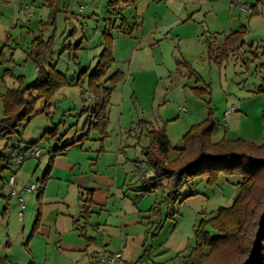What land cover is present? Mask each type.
<instances>
[{
	"label": "rangeland",
	"instance_id": "374dc122",
	"mask_svg": "<svg viewBox=\"0 0 264 264\" xmlns=\"http://www.w3.org/2000/svg\"><path fill=\"white\" fill-rule=\"evenodd\" d=\"M108 1L57 0L49 6L43 0H0V92L17 88L18 78L26 84L36 79L33 51L39 39L49 42L46 60L53 58L52 65L71 83L53 94L48 107L43 99H37V114L18 133L0 137V154L10 164L2 171L6 164L0 161V260L10 264L88 263L81 261L86 256L48 245V223L55 204L47 202L57 198V186L52 181L45 184L46 193L39 199L38 190L20 193L23 208L11 196L7 183L11 174L21 188L32 182L39 185L37 179L48 166L49 147L76 142L68 147L69 157L83 148L82 159L86 158L88 169L98 157L100 167L107 160L113 163L116 157L121 159L118 168L128 173L127 180H121L128 197L108 203L109 212L100 218L119 227L117 217L129 219L137 210L142 224L122 227L121 237L120 230L107 228L106 249L119 248L126 241L125 264H182L196 244V227L214 217L220 207L232 205L240 177L219 174L218 182L208 185L205 177L198 176L179 189L178 199L171 200L161 187L150 188V182L145 183L149 192L136 191L130 186L139 182L142 174L135 166L149 160L144 152L150 145L144 122L164 129L171 145L180 148L190 126L208 117L205 100H209L215 124L213 142L242 138L255 145L263 143L264 94L255 91L264 75L259 48L264 44V0H137L123 9L122 17L128 21L138 18L141 23L143 18L146 32L153 33L137 40L130 38L135 34L119 32V17H110L115 27L107 25ZM21 5H27L29 11L21 12ZM171 21L174 23L167 25ZM106 28L112 42L104 56L105 47L100 44L105 42ZM194 86L207 89L209 96L200 99L192 90ZM108 89L107 122L105 128L97 129L93 126L100 122L98 109L93 106L95 94ZM229 104L237 109L227 116L224 112ZM3 118L0 100V120ZM50 130H54L53 136L46 133ZM43 134L38 144L41 156L27 158L22 168L13 167V156L25 153L28 144ZM26 167L31 168L27 175ZM43 209L48 217L44 224ZM20 213L24 220H20ZM76 224L82 226L84 222ZM86 230L88 236L97 237L93 228Z\"/></svg>",
	"mask_w": 264,
	"mask_h": 264
},
{
	"label": "trees",
	"instance_id": "16d2710c",
	"mask_svg": "<svg viewBox=\"0 0 264 264\" xmlns=\"http://www.w3.org/2000/svg\"><path fill=\"white\" fill-rule=\"evenodd\" d=\"M56 1L43 0L49 6H53ZM134 2L135 0L108 1V25H112L111 16L114 19L119 17L120 32L130 35L131 32L129 33L126 27L127 23L122 17V11L125 7L132 6ZM103 37L105 42L102 45L105 48L102 55L106 56L112 42V36L107 28L103 31ZM34 45L33 58L37 69L36 79L26 84L18 78L20 82L17 88L0 93V100L4 106V118L0 120V137L6 138L8 134L18 133V129L37 114L34 109L37 99H43L45 107H48L51 105L49 100L56 91L71 85L66 75L57 70L56 65H48L47 68L42 65L45 55L50 50L49 42L39 39L38 43H34ZM259 48H261L263 57L261 67L264 70V44L259 45ZM108 59L111 61V58ZM95 74L100 75L97 72ZM192 90L202 100L209 96L208 90L203 87L194 86ZM110 91L111 89H108L107 92L96 91L98 113L95 114L100 122L93 126L97 129L98 127L105 128L104 125L107 122L105 105ZM33 93H36L37 96H34ZM255 93L264 94V75H262ZM205 101L208 106V117L202 122L190 126L182 136L180 148H174L171 145L164 129H156L152 123L144 122L146 136L150 138V145L144 152L149 158L147 163L151 165L153 175L144 178L141 189L149 192L150 188L161 187L163 194L165 190L167 192L166 198L171 200L178 199L179 189L198 176L205 177L208 185L216 184L219 174L240 177V181L236 184L237 195L232 205L228 208L220 207L214 217L201 221L195 229L196 244L185 255L182 264H245L259 228L260 216L264 211V136L261 145H255L242 138H223L218 142H213L211 137L215 124L212 118L211 102ZM262 119L264 130V109ZM46 133L51 136L55 134L54 130ZM43 137H45L44 134L37 141L29 143L24 152L33 147L39 148L38 144ZM75 143L73 141L60 147H49L51 149L49 155L51 153L56 155ZM172 153L173 155H171ZM0 161L6 164L1 169L3 171L9 163L1 154ZM48 173L49 169L39 181L38 199L43 193ZM162 181L165 183L162 184ZM146 182H150V188L145 186ZM84 212L86 215L89 214L87 209ZM37 221L38 217L33 229L37 226ZM209 230L214 231V234H211ZM0 264L10 263L0 260ZM252 264H264V229L258 253Z\"/></svg>",
	"mask_w": 264,
	"mask_h": 264
},
{
	"label": "crops",
	"instance_id": "0c3cea01",
	"mask_svg": "<svg viewBox=\"0 0 264 264\" xmlns=\"http://www.w3.org/2000/svg\"><path fill=\"white\" fill-rule=\"evenodd\" d=\"M136 2L137 0H135L134 4ZM171 17L175 18L174 16ZM137 19L138 18H134L132 21H128L125 18L127 23L126 27L132 30L129 36L135 34L130 38H135L137 40L138 38L146 37L148 33L153 34L151 32L152 30L148 33L146 32V25L144 24L143 18L141 19L142 23L138 21L139 19ZM171 23H174V21H171L167 25H170ZM128 24L131 26H129ZM114 25H116V23L112 21V25H110V27H115ZM123 35L125 36L126 34ZM103 43L104 42H102L100 45H102ZM52 61L53 58L51 59V61L46 60L45 58L42 62V65L47 68L48 65H52ZM77 65L79 64L77 63ZM35 71L37 72L36 68ZM96 104L97 101L95 102V104H93V106L95 107ZM230 106H234L233 113L236 112L237 106L234 104H229L227 106V110ZM94 107L93 109H95ZM227 110L224 112L225 115L228 116L232 114V112L226 114ZM58 142L60 143V139H58ZM53 147H60V145H54ZM15 148L16 147H12V149ZM49 150L51 149L49 148L48 152ZM79 150L80 151H78L77 153H74L73 157H69V148L67 147L66 149L60 151L58 154L56 153V155L54 153H51L48 158V166L45 172L49 169V173L47 179L48 182L46 181V183L48 184L52 181L57 186L55 192V196L57 198L53 201L50 200L47 202L48 204H55L56 209V213L54 209V215L48 223V245H51L50 243H53L54 245H56L57 248L63 250L64 252L80 254L82 257L86 256L85 258H82L81 261L87 260V264H98V262H100V254L109 255L116 252H121L122 261L123 264H125L126 256L123 250V245H127L126 241H124V243L122 242L119 248L108 250L105 247L108 246L109 240L104 239V233L107 232V228L114 227L116 230H120L118 232V236L121 237L123 236L124 231H121L122 227H128L132 224L141 225L142 221L140 220L137 210L132 212L131 215H129V219H127L126 217H117V220H119L120 224L119 227L109 225L108 219L105 218L101 220L100 217L102 216L103 212H109L106 210L108 203L118 198L122 199V197L123 200H125L128 197V194H125L123 190L125 188V183L121 184L122 179L124 180V182L127 180L128 173L119 172L118 167L122 165V161L119 157H116L113 163L111 160H107L106 164L101 167L97 165V163L101 164L102 162L100 161V157H98L99 160H96L98 162L92 164L94 166L90 165L91 167L88 169V165L85 162L86 158L82 159L83 155H85V150H83V148ZM53 155L55 156L53 157ZM129 161L130 159L127 160V162ZM22 167L23 166L21 165L20 168ZM103 167H105V170L107 169L108 171L105 172ZM135 167L137 168V172H140V174H142V177L139 178V182H136L135 180L136 183L133 184L134 186H129L135 187L134 189L136 191H143V189H141L140 184L144 182V178H147L148 174L153 175V171L151 165H149L143 160L141 162H138V165H136ZM129 170H131V168H129ZM28 171H31L30 167H26V172ZM35 171V169L34 171L32 170V173H34ZM27 174H29V172L26 173V175ZM41 179L42 178L37 179V181L39 182ZM18 183L19 181H17V178L14 177L13 188L18 194H13L11 191V196L13 197V199L17 198L19 203L20 193H22L24 187L21 188L20 184ZM46 188L44 185L43 193H46ZM72 199H74L75 202H72ZM85 209L89 211V214H85ZM92 217L96 218L95 221H91ZM47 218L48 217L46 216V213L43 209V216L41 218L42 224H44ZM20 220H24L23 214L22 217H20ZM81 220H83L84 225L79 226V224H76L80 223ZM88 227L93 228L95 234H97V237L88 236V232L86 230ZM95 248L96 250H94Z\"/></svg>",
	"mask_w": 264,
	"mask_h": 264
},
{
	"label": "built area",
	"instance_id": "2783aa9c",
	"mask_svg": "<svg viewBox=\"0 0 264 264\" xmlns=\"http://www.w3.org/2000/svg\"><path fill=\"white\" fill-rule=\"evenodd\" d=\"M20 11L21 12H28L29 11V7L27 5H21L20 6ZM37 70V69H36ZM234 111V106H230L228 107V110L226 112V114L231 113ZM29 151V150H28ZM26 151L25 153L22 154H17L15 156H13L12 158V166L15 168H19L22 163L27 159V158H39L41 156V150L40 148H35L34 150L28 152ZM10 165V164H9ZM8 183L10 184L11 188H12V193L13 194H18L16 192V190L13 188L14 185V175H11L8 178ZM38 189V186L35 184H30L28 187H24L22 190V193L24 192H34ZM19 203L21 205V207L23 208L25 203L23 202V199L20 197L19 198ZM20 217H22V213H20ZM99 261L101 264H123L122 261V253L121 252H116L113 254H109V255H104V254H100L99 257Z\"/></svg>",
	"mask_w": 264,
	"mask_h": 264
},
{
	"label": "water",
	"instance_id": "95a60500",
	"mask_svg": "<svg viewBox=\"0 0 264 264\" xmlns=\"http://www.w3.org/2000/svg\"><path fill=\"white\" fill-rule=\"evenodd\" d=\"M263 229H264V211L262 212V214L260 216L259 228L257 230L256 237H255V239L253 241L251 253H250L249 258H248V260L246 261L245 264H252L253 261L255 260L256 255L258 253L259 245H260V242H261V235H262Z\"/></svg>",
	"mask_w": 264,
	"mask_h": 264
}]
</instances>
